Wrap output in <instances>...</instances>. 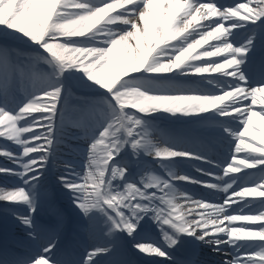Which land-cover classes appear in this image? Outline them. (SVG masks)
I'll use <instances>...</instances> for the list:
<instances>
[{"label": "snow or ice", "instance_id": "snow-or-ice-1", "mask_svg": "<svg viewBox=\"0 0 264 264\" xmlns=\"http://www.w3.org/2000/svg\"><path fill=\"white\" fill-rule=\"evenodd\" d=\"M0 158V264H264V0H0Z\"/></svg>", "mask_w": 264, "mask_h": 264}, {"label": "bare ground", "instance_id": "bare-ground-1", "mask_svg": "<svg viewBox=\"0 0 264 264\" xmlns=\"http://www.w3.org/2000/svg\"><path fill=\"white\" fill-rule=\"evenodd\" d=\"M226 1H231V0H226ZM233 1L234 0H232L231 2H233ZM71 91H72V94H81V92L78 89H76L75 86L71 87ZM186 120H187V118H184L181 121L186 123L185 122ZM187 124H188V122H187ZM189 125L192 126L195 129L196 133L192 134L190 131H187V129L185 127V124H183V128H184L185 131H182V133H180V134L184 135L190 141L197 142L199 140H209L210 139L209 133H207L206 131L200 129V127L198 125L191 124V123H189ZM67 130H66V132H67ZM65 136H66V133H65ZM153 139H154L155 142H159L160 137H159V135H157V136L153 137ZM245 139L247 140L249 138H245ZM70 140H73V143L65 144L62 141L61 144L58 146L56 162L54 164H50L49 165V169H51V172H52L53 175H56L57 172L62 170L61 161L68 160V161H71L75 165L79 164V159L71 158V155L75 154V155L79 156V149H81L83 147V141L81 140L80 143H77V142H74L76 139H71L70 138ZM213 143H215V142H213ZM223 151L226 152L227 149H223ZM212 155L216 156V154H212ZM217 156H219V155H217ZM194 162L195 161H193L192 163L195 164ZM197 163H199V162H197ZM0 164H3V165L7 166L8 162H7L6 159L0 158ZM188 171L192 175L199 176V174L196 173L194 169H188ZM190 186L191 185H187L186 187H188V189H189ZM190 191H192V190H190ZM196 194L199 195L198 193H196ZM223 195H224L223 193H215V196L217 198V202L218 201L222 202ZM63 201L68 206V208L71 210L70 206L68 205L67 201L64 198H63ZM47 209H48V204L45 203V205H44L45 212H46ZM8 231H9L10 235H12V234H14L16 236H20L21 235L20 228L17 227V226L11 225V224L8 225ZM3 234H4V225H3V223H0V240H2ZM17 251L23 252L24 250L23 249H17ZM206 252H208L210 255H207L204 252L200 254V257H202V258H200L201 260L203 259V257L207 258V259H211L209 261L207 260L206 264H211L210 262H212V261L215 262V264H219V261L223 258V254L217 255L215 253H211L210 250H208Z\"/></svg>", "mask_w": 264, "mask_h": 264}, {"label": "rangeland", "instance_id": "rangeland-1", "mask_svg": "<svg viewBox=\"0 0 264 264\" xmlns=\"http://www.w3.org/2000/svg\"><path fill=\"white\" fill-rule=\"evenodd\" d=\"M73 95V97H75V96H79V95H81V94H72ZM76 133V130L75 129H70V132H68V133H66V138H70L71 136H73L74 134ZM65 138V137H64ZM65 138V140L66 141H69L68 139H66ZM71 157L72 158H76V156H74V155H71ZM204 253H206L207 255H210L208 252H204ZM207 260H209V259H207Z\"/></svg>", "mask_w": 264, "mask_h": 264}]
</instances>
